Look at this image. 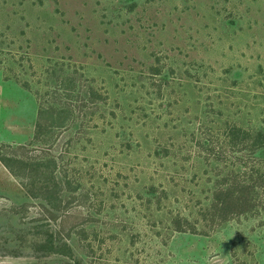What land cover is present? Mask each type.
<instances>
[{"label": "rangeland", "instance_id": "374dc122", "mask_svg": "<svg viewBox=\"0 0 264 264\" xmlns=\"http://www.w3.org/2000/svg\"><path fill=\"white\" fill-rule=\"evenodd\" d=\"M0 155V264H264V0H0Z\"/></svg>", "mask_w": 264, "mask_h": 264}, {"label": "trees", "instance_id": "16d2710c", "mask_svg": "<svg viewBox=\"0 0 264 264\" xmlns=\"http://www.w3.org/2000/svg\"><path fill=\"white\" fill-rule=\"evenodd\" d=\"M93 97V95H92ZM93 99V98H91ZM40 112V110H39ZM38 112V113H39ZM230 127V126H229ZM230 130L233 131V130H237V131H240L239 128H237L236 126H231L230 127ZM242 132V136L241 137V140L240 142H243V143H249V146H252V147H255L256 145H261V140H258L259 137H260V133L259 132H256L255 134H249V133H246L247 131H243L241 130ZM231 134H234L233 132H231ZM235 135V134H234ZM233 138H236L238 136H232ZM240 138V137H239ZM249 141V142H248ZM0 161L3 163V165L8 169V171L15 177H20L21 179L22 178H25V177H30L31 176V171H33V177H35V175L37 174V171H39L38 173V178L40 176V173L41 171L43 170V166L40 165V162H32V163H29V162H24L20 159H17V158H12V157H9V158H4L3 156L0 155ZM18 164V167H20L21 169L27 167L30 169V172L28 174H21L17 169H16V164ZM42 168V169H41ZM45 181V180H44ZM43 181V182H44ZM42 182V183H43ZM22 184L25 186L26 183H23ZM234 189H231L233 188L232 185L231 186H228L227 188H223L221 189V194L224 195V198L222 199H216L215 203L212 205L214 208L217 209V207H219V209H222L220 212H221V215H224L222 216V218H226L228 217V214L229 213H232V210L228 208V205H229V199L230 198H234L233 200H235V202L238 204L242 203L241 205H243L247 200H246V195L244 193H242V190L241 188H244V184H240V183H235L234 184ZM48 185L44 184L43 187H47ZM240 193V195L238 193ZM242 193V194H241ZM264 195V194H263ZM243 208H239V210H242ZM235 213V211H234ZM181 229V228H179Z\"/></svg>", "mask_w": 264, "mask_h": 264}]
</instances>
